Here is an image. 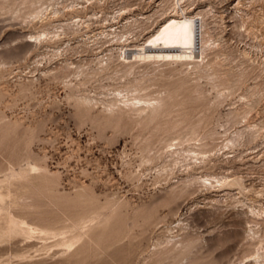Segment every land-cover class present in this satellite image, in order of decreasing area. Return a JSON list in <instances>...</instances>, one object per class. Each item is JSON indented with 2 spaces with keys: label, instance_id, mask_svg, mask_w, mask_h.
Returning <instances> with one entry per match:
<instances>
[{
  "label": "rangeland",
  "instance_id": "374dc122",
  "mask_svg": "<svg viewBox=\"0 0 264 264\" xmlns=\"http://www.w3.org/2000/svg\"><path fill=\"white\" fill-rule=\"evenodd\" d=\"M36 1L0 0V179L18 171L27 157H36L48 165L56 185L48 194L33 192L28 196L24 191H13L0 202V213L9 211L15 218L22 216L50 225L64 230L68 236L76 231L80 233L70 249L54 245L35 250L41 241L36 239L37 244L31 247L22 232L0 237V254L7 264H151L169 234L180 236L186 232L192 233L197 241L183 251L186 257L181 254L175 257L176 262L171 260L172 264H193L190 261L195 258L199 260L195 264H205L218 256L222 247L216 245L217 241L230 232L231 249L223 258L217 257L221 264L255 263L259 243L248 238L245 211L249 204L264 205V100L249 113H226L229 106L241 103L245 85L237 84L229 89L220 84L225 97L213 103L217 89L203 78L206 96L181 92L173 110L149 126L106 123L102 113H95L97 107L94 113H77L74 100L67 96L70 91L64 82L67 71L56 77L41 73L48 67L58 68L60 59H50L42 46L21 48L24 45L21 34L42 27L41 22L24 20L38 5ZM60 1L85 4L80 11L82 15L91 9L108 15L104 24H116L113 15L121 6H128L127 13L122 15L125 18L139 12L149 14L156 4L155 0ZM206 1L217 14H222L228 28L231 27L225 37L232 46L238 41L241 43L240 40H262V36L253 37L252 32L234 26L240 22L239 17H232L237 0H202L200 6ZM246 3L243 6L249 13L264 15V0ZM72 12L67 7L62 17ZM89 21L88 27L67 33L56 42L65 58L85 69L94 66L95 56L108 47L102 42L93 48L82 43L87 32L93 35L101 26L100 22ZM258 27L264 32V23ZM120 33L122 39L129 37L134 41L144 36V33L134 35L127 28ZM2 61L8 62L2 64ZM235 63L232 60L229 65ZM84 77L85 74L78 78L72 75L71 79L78 83ZM176 77L160 78L151 74L148 91L171 89L170 81ZM100 82L107 86L115 83L111 78H91L84 84L78 83L79 92L93 94L106 90L97 87ZM244 115L246 120L242 118ZM246 121L258 123L263 132L255 140L235 146L229 152L235 156L225 158L220 154L216 162L217 165L224 162V168L208 165L197 169L228 175L230 196L227 199L213 201V197H218L215 191L202 189L175 201L164 198L166 188L184 173L176 168L172 172L161 170L160 153L165 149V140L177 130L172 128L173 124L179 123L182 128L195 124L200 133L212 129L222 131L220 124H225L228 132H233ZM171 207L174 209L170 210ZM81 212L87 215L79 230L74 231L68 224ZM13 222L17 223V219ZM170 226L173 232L168 230ZM25 250L32 256L21 258L18 254Z\"/></svg>",
  "mask_w": 264,
  "mask_h": 264
},
{
  "label": "bare ground",
  "instance_id": "6f19581e",
  "mask_svg": "<svg viewBox=\"0 0 264 264\" xmlns=\"http://www.w3.org/2000/svg\"><path fill=\"white\" fill-rule=\"evenodd\" d=\"M155 1V8L151 13L139 12L125 18L122 15L127 13L128 10L125 8L128 6H121L113 15L116 24H104L108 20V15L98 14L97 10L91 9L85 15L80 14V11L86 7L83 3L66 4L60 0L49 2L37 0L38 5L30 15L25 16L24 20L27 23L41 22L42 27L21 34L24 44L21 48L29 50L32 47L42 46L50 59L59 58L58 68L56 65L48 67L41 73L56 77L66 70L64 82L70 89L67 96L74 100L77 113H94L97 107L99 109H96L95 113H102L105 122L112 125L156 124L161 117L173 110L176 97L181 92L188 91L196 96H206L207 90L204 88L203 78L211 83L213 89H217L213 103L225 97V91L219 89L220 84L226 85L229 89L233 85H245L240 98L241 103L229 106L226 113H249L259 101L264 100V32L258 27L259 23H264V15H253L243 6L248 5L246 2L257 0H247L246 4L243 0H237L234 4L235 14L232 17L240 18L238 25H234L238 30L252 32L255 34L253 37L256 38L262 36V40L255 42L240 40L242 44H238V41L235 46H232L225 37L231 27L228 28L222 14H217L209 1L204 2L203 6L199 3L202 0ZM67 7L73 12L68 17H62ZM89 20L100 22L101 26L93 35L87 32V37L82 43L93 48L94 44L102 42L101 44L107 43L108 47L95 56L94 66L85 69L81 64L65 58L60 45L56 42L67 33H76L88 27ZM124 28L132 34L135 33L134 35L144 33L142 40L134 41L129 37L122 39L123 34L120 32ZM232 60H236V63L229 65ZM81 74H85V77L83 80L79 78L78 83L84 84L91 78L95 80L111 78L115 83L107 86L100 82L97 87L107 88L106 90L96 91L93 94L82 93L79 92L78 83L71 79L72 75L78 78ZM151 74L160 78L175 75L178 77L170 81L173 86L171 89L164 88L152 93L148 91ZM250 79L253 81L251 82ZM242 118L246 120L245 115ZM220 126L223 127L222 131L212 129L200 133L195 124H189L185 128L180 127L179 123L172 125V128L177 130L165 140V149L160 153L161 170L172 172L176 168L184 173L166 188L164 198L175 201L199 189L215 191L218 197H213V201L227 199L230 196L228 175L211 170L199 172L197 169L208 165L224 168V162L220 165L216 162L220 159V154L225 158L235 156L229 153L235 146L255 140L263 130L258 123L247 121L233 132H228L225 124ZM55 181L56 178L46 163L36 157H27L25 164L20 166L18 171L4 175L0 179V202L13 191L21 190L25 194L28 193V196L33 192L52 193L55 189ZM173 209L174 207H171L170 210ZM245 213L248 217V238L259 243L253 264H264V233H262L264 205L249 204ZM86 215L84 212L78 213L68 226L72 230H77ZM13 219H17V223H14ZM180 222L181 220L178 224ZM172 229V226L168 228L173 232ZM19 232L24 234V239L31 247L37 244L36 239L41 241L40 247H36L35 250L49 249L54 245L70 249L80 233L76 231L75 234L68 236L64 230L50 225L38 224L22 216L15 218L9 211L0 213V237L12 236ZM230 233L218 239L216 245L222 247L218 256L205 264H221L222 261L217 257L226 255L231 249V245H228V241L232 240ZM51 238L53 239L49 241ZM196 241L195 236L190 232L180 236L169 234L164 240L163 249L151 264H172L171 260H175V257L179 258L181 254L183 258L186 257L183 251L194 246ZM18 255L21 258L32 256L27 250ZM2 256L0 254V264H7ZM190 262L195 264L199 260L195 258Z\"/></svg>",
  "mask_w": 264,
  "mask_h": 264
}]
</instances>
